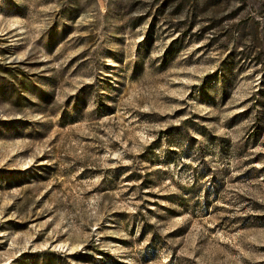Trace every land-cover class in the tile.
<instances>
[{
    "label": "rangeland",
    "instance_id": "374dc122",
    "mask_svg": "<svg viewBox=\"0 0 264 264\" xmlns=\"http://www.w3.org/2000/svg\"><path fill=\"white\" fill-rule=\"evenodd\" d=\"M0 264H264V0H0Z\"/></svg>",
    "mask_w": 264,
    "mask_h": 264
}]
</instances>
